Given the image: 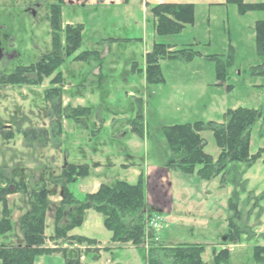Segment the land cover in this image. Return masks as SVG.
Wrapping results in <instances>:
<instances>
[{"label":"rangeland","instance_id":"rangeland-1","mask_svg":"<svg viewBox=\"0 0 264 264\" xmlns=\"http://www.w3.org/2000/svg\"><path fill=\"white\" fill-rule=\"evenodd\" d=\"M57 1L0 0V22L7 25L6 34L10 36L16 50L22 54L15 62L5 64V68H1L0 73H11L15 66L36 63L51 51L52 28L47 16L50 13V5ZM36 3L40 5L36 15L25 12L28 5ZM83 14L87 34L80 49H91L93 47L91 37L97 34L100 23L102 21L107 22V25L113 23L110 20L113 15L112 11L103 8ZM258 20H264V10L250 11L242 15L236 4L218 5L211 11L207 10L206 5L199 4L193 24L180 34L163 38L158 36L157 40L176 44V47L169 45L168 52L193 48L202 54L201 57L197 56L193 60L185 61L168 59L166 56L160 61L165 82L150 85L146 79V56L141 59L138 55L136 59L138 62H135L136 72L139 71L135 79L137 86L135 85L136 88L132 86L130 89L124 88L128 81V77L124 75L127 70L126 57H113L112 62L106 63V70L112 75L111 78H105V83L110 89L107 87L102 89L99 97L101 104L98 107L90 105L91 113L80 116L83 120L78 122L54 114L51 103L45 99L46 91L51 88H61L63 106L74 107L73 103L68 101L70 93L62 88V84L69 80L65 66L73 63L71 59H67L62 67L51 76L44 77L40 83L0 86V133L8 130L18 132V128L22 131L47 128L49 132L47 139L40 135L27 141L23 134L18 133L10 143H0V169L4 168L7 173L8 171L13 173L11 176L13 180L24 178L29 184L36 181L48 182L51 192L49 199L53 208L49 209L47 218L45 232L48 239L45 248L67 249L72 251L70 254L72 257L77 253L78 264H108L114 259L124 264H146L139 251L132 252L129 248L112 245L114 242L109 239L111 232L104 226L102 214L93 208L86 212L84 223L77 227L74 233L95 238L101 243L100 250L86 243H71L63 239L50 238L54 234V209L62 200L58 194H61L59 185L63 181L61 174L64 163L68 161L92 166L90 176L79 178L69 186L78 198H82L87 193L88 187L100 178L108 184H113L117 180L136 183L138 178L131 174V170L123 169L121 164L132 160L137 169L156 165L154 156L157 142L161 141L159 143L163 144L161 136L163 126L199 120L221 121L225 111L238 107L264 110V76L251 74L252 67L264 63V58L257 53L253 32ZM68 25L71 24L65 23V19L62 18V35ZM102 32L107 33L104 30ZM127 32L138 31L128 28ZM116 33L117 30L113 28L109 34ZM138 46L123 45L118 47V51L121 53L123 50V53H127L139 50L141 46ZM126 48L129 50H124ZM211 55L233 60L229 78L225 82L217 78L216 62L205 58ZM60 72L61 82L54 84L52 80ZM30 76L36 79V74ZM144 78L149 89L148 107L144 98H139L140 102H138L137 97H128L129 90L140 91ZM81 80V76L72 79L77 85ZM228 85L231 89L227 88ZM140 113L142 118L139 120V126L143 133L148 129L149 140L143 139L137 133L119 139L118 137L124 132L131 129L134 132L133 121ZM122 114L126 117L124 122L120 123L119 117ZM112 115H115V118ZM107 118L112 124L103 126L101 123ZM130 122H132L131 128H127ZM6 125L11 127L7 128ZM201 135L206 142V152L216 158L220 149L216 145L213 132L205 131ZM98 146L104 149L101 151L103 154L94 157L90 150ZM261 147H264V137L261 136V122H258L251 134V154H255ZM93 162L104 163L101 174L94 171ZM167 163L165 160L164 166L167 167ZM173 165L170 167H174ZM171 171L172 175L163 176L165 172L159 170L148 178L149 191L153 194L150 201L153 205L148 209L147 204V224L150 220L152 223L161 221L158 226L152 223L150 226L155 228L164 241L171 244L205 245L206 250L202 255L204 264H214L213 251L219 252L223 249L232 252L230 264H260L253 258V248L255 245L264 246V155L247 172V178L250 179L247 191L262 198L252 200L247 205L244 202L247 201L248 192L242 196L243 203L240 209L243 214L239 222L245 225L248 233L239 232L242 234V243L224 244L226 242L223 239L224 235L229 237L231 233L227 207L232 186L228 185V181L221 177L206 181L196 175H183L174 168ZM145 181L147 184V179ZM2 185H5V181L0 178V188ZM10 195L14 198L12 202L15 204L20 201L19 196L28 198L26 194L16 193L18 196L9 194L7 199ZM51 195L54 200H51ZM1 210L0 203V219ZM15 229L18 230L17 225ZM0 244H5L4 237L0 238ZM147 250L146 245L144 251ZM87 251L90 252L86 253ZM99 254L100 257L94 259Z\"/></svg>","mask_w":264,"mask_h":264},{"label":"trees","instance_id":"trees-1","mask_svg":"<svg viewBox=\"0 0 264 264\" xmlns=\"http://www.w3.org/2000/svg\"><path fill=\"white\" fill-rule=\"evenodd\" d=\"M61 1L52 5L49 17L52 28L51 51L36 63L20 65L12 73L0 75V86L40 83L44 77L51 76L53 72L62 67L67 59L85 63L98 61L99 51H80L83 41V25H68L64 28V34H61L63 30ZM227 3L236 4L242 15L250 11L264 10V3L252 4L246 3L245 0H227ZM151 10L156 17L155 31L161 36L180 34L186 25L195 22L194 4L165 3L155 5ZM254 33L257 53L264 58V20L255 23ZM168 48H170L168 44L157 43L152 51L147 53L146 79L148 84L158 85L164 82L160 61L166 56L168 59L185 61L202 56L193 48H183L171 52H168ZM205 58L216 62L217 78L221 82H225L229 78L233 60L223 59L218 55L205 56ZM31 74H36V79L31 77ZM251 74L264 76V63L252 67ZM61 79L60 72L52 82L57 84L61 82ZM227 88L231 89V86L228 85ZM45 99L51 103L54 114L59 117L65 116L78 122L83 120L80 116L91 113V107L63 106L61 88H51L46 91ZM141 118L140 113L133 121V125L134 132L143 136L139 126ZM258 122H261V136L264 137V110L262 108L228 109L224 113L221 123L199 120L193 123L163 126L161 128L163 144L159 141L156 145L157 159L167 160V166L175 164L174 168L182 174L196 175L206 181L221 177L228 181V185L232 186L227 207L231 233H229V237L225 235L223 237L226 245L242 243V234L239 232L248 234L245 225H241L239 222L243 214L240 205L243 203L242 196L248 192L249 180L246 178V174L264 155V147L259 148L255 154L250 152L252 130ZM57 126L59 127V124ZM17 130L18 132L2 131L0 143H10L18 133L23 134L27 141L40 135L47 139L49 135L47 128L24 131L18 128ZM205 131L213 132L216 145L220 149L216 158L205 150L206 142L201 135ZM91 168L92 166L89 164L65 161L61 174L63 181L60 183L62 200L54 209L55 229L51 239H63L66 242L89 245L97 244L94 239L69 235V232L82 226L86 212L93 208L102 214L104 226L111 232V241L119 244L131 243L138 248L146 264H204L202 255L206 250L205 245H172L162 240H156L155 230L148 229L146 178L143 172L134 184L123 180H117L113 184L102 183L96 192L86 193L82 198H78L69 186L79 178L88 177ZM11 176L13 173L11 174L9 171L7 173L4 168L0 169V178L5 181V185L0 188V203L2 204L0 238L14 229L13 212L9 207L7 196L16 193L26 194L29 199V209L18 218L23 243L20 246L0 244L1 264H34L37 256L55 252L62 253L66 257L67 264H78L79 254L77 253L75 257H72L70 255L72 251L67 249L50 250L45 248V242L48 239L45 232L46 216L51 208L49 199L51 192L48 182L36 181L29 184L24 178L15 181ZM261 198L262 196H256L249 191L247 201L244 203L249 205L252 200ZM232 231L235 232L232 233ZM146 244L148 245L147 252L144 251ZM213 252L214 264H230L231 252L228 249L219 252L214 250ZM253 256L257 263L264 264V246L255 245Z\"/></svg>","mask_w":264,"mask_h":264},{"label":"crops","instance_id":"crops-1","mask_svg":"<svg viewBox=\"0 0 264 264\" xmlns=\"http://www.w3.org/2000/svg\"><path fill=\"white\" fill-rule=\"evenodd\" d=\"M60 0H58L57 4ZM246 3H264V0H245ZM165 3H173V4H194L195 5V11L197 12V6L199 4H204L207 7V10L211 11V9L216 8L218 5L224 6L227 3V0H62V18L65 19V23L75 25V24H81L84 27L83 32V41L82 46L85 42L86 34H87V26L84 19V13H88L94 10H100V8H103L104 10H110L112 11V16L110 20L113 21V23H109L107 25V22H101L99 25V30L97 34H95L93 37H91L92 45L93 47L91 49H80V51H94L97 50L100 53V58L98 61H93L92 63H79L72 60L73 63L66 65L65 67L67 75L69 77V80L67 82L62 84V88L64 91L66 90L68 93H70L71 96L68 97V101L73 103L74 107L82 106V107H90V105L99 106L100 103V95L102 93V89L107 87L105 83V78H111L112 75L109 74V72L106 70V63L112 62L111 59L113 57H120L124 56L126 57V71L124 72V75L128 77V81L126 82L127 86L124 88H136L137 86V80L136 76L138 75L139 71L136 72L137 64L135 62H138L137 56L141 59H144L146 54L151 51L153 48V45L155 43H162L158 42L157 38L158 36L160 38L163 37H170L174 35H167V36H161L158 35L155 31V22L156 18L154 14L152 13V7L159 4H165ZM91 10V11H90ZM71 12V13H70ZM70 15V16H68ZM259 21V20H258ZM257 22V21H256ZM190 25H186L184 30ZM117 30L116 34H109L111 32V29ZM129 29H136L138 32H127ZM102 30L106 31L107 33H103ZM254 32V28H253ZM109 34V35H108ZM94 40V42H93ZM168 45H172L176 47V44L166 43ZM95 45V46H94ZM126 46L130 45L135 47L136 45L141 46L139 50L134 51H128L127 53H123V50H121V53L118 51L119 46ZM138 46V47H139ZM124 50H129V48H126ZM113 68V66H112ZM113 70V69H112ZM65 71V70H64ZM112 73V72H111ZM64 76V75H63ZM78 76H81V81L79 84L73 83L72 79H76ZM165 82V81H164ZM163 82V83H164ZM123 84V83H121ZM136 85V86H135ZM135 86V87H134ZM139 92L132 90L128 91V97L133 96L137 97V101L139 98H144L145 104H147V107L149 105V98L147 97L149 93L148 85L146 83V79H142V85ZM75 88V90H73ZM110 89L109 87H107ZM94 92L92 93V91ZM155 94V92L153 93ZM144 96V97H143ZM136 103L138 104V101ZM99 102V103H98ZM140 104V103H139ZM226 112V111H225ZM224 112V113H225ZM117 114V110H116ZM112 117L115 118V115H112ZM126 115L122 114L119 117L120 123L124 122V118ZM111 118V117H110ZM118 120V118L116 117ZM213 121V120H209ZM195 122V121H194ZM218 123H221V121H216ZM96 123V122H95ZM129 126L127 128H131L132 122H130ZM187 123H193V122H187ZM104 125H111L112 121H110L109 118L106 119V121L101 123ZM171 124L166 126H172L177 125ZM185 124V123H184ZM136 134L132 131V129L128 132H124L121 136H119V139H124L130 135ZM143 139L149 140L148 136V129L145 130L142 136ZM91 149V148H90ZM92 156L97 157L98 155H102L103 153L101 151H104L100 146L93 148ZM156 158V165L148 166L145 169H137L135 168V164L132 162V160H128L127 162L121 164V167L127 171L131 170V174L134 175L136 178L139 179L140 174L143 172L146 179H147V204L148 209H150V206H152L153 202L150 201V197L153 196L151 192L149 191V176L159 170H163L165 173L163 176L167 174L172 175V171L170 170L174 167H170L171 165H168L167 167L165 165V160H159L156 157V154L154 156ZM131 159V157H130ZM94 165V171L98 174H101V169L104 168V163L100 162H93ZM114 165V164H113ZM168 168V169H167ZM175 169V168H174ZM168 170V171H167ZM92 171V170H91ZM176 174V173H175ZM184 175V174H183ZM90 176V175H89ZM174 176V174H173ZM180 177V175H177ZM183 177V176H182ZM86 178V177H85ZM247 178V174H246ZM101 179V178H100ZM95 180L88 189L86 190L87 193H93L96 192L102 183L104 181L101 179ZM248 179V178H247ZM250 180V179H248ZM138 181V180H137ZM160 181V180H159ZM130 183V182H129ZM61 186V185H59ZM61 193V190L59 191ZM60 196V200L62 199V194H58ZM11 196V195H10ZM8 198L9 200V206L13 212V222L14 229L7 234V236H4V242L5 244H8L10 246H20L23 243V238L21 231L18 226V217L23 214L27 209H29V199L27 197H20V201L18 204L12 202V196ZM13 196H18L16 194H13ZM53 195H51V200H54L52 198ZM168 194H166V197ZM14 199V198H13ZM53 202V201H52ZM53 208V207H52ZM50 208V210H52ZM92 209V208H91ZM46 216V223L47 218L49 216V211ZM2 211V210H1ZM150 212L152 211L149 210ZM54 220V229H55V219ZM16 225L18 230H16ZM75 230V229H74ZM74 230L70 232V235L75 236H83L86 238L94 239L95 238L91 236H85V235H79L74 233ZM151 230V229H150ZM154 231V230H152ZM154 233L157 235L156 240H162L164 241L160 234L157 233L155 230ZM111 238V235L109 236V239ZM14 241V242H13ZM97 241V240H96ZM99 242V241H98ZM94 245L96 249L100 250V244L98 243ZM112 242V241H111ZM166 242V241H164ZM171 244L170 242H167ZM198 244V243H195ZM114 247H122V248H129L130 251H138V248H136L131 243L126 244H119V243H113ZM174 245V244H172ZM113 248V247H112ZM232 253V252H231ZM94 256V255H93ZM97 257L94 259H98L100 257L99 255H96ZM137 258V257H136ZM214 263V262H213ZM1 264V262H0ZM34 264H67L66 257L60 253L55 252L51 254H44L39 255L36 257ZM108 264H124L122 261L114 259L109 261Z\"/></svg>","mask_w":264,"mask_h":264},{"label":"flooded vegetation","instance_id":"flooded-vegetation-1","mask_svg":"<svg viewBox=\"0 0 264 264\" xmlns=\"http://www.w3.org/2000/svg\"><path fill=\"white\" fill-rule=\"evenodd\" d=\"M52 5L53 4L50 5V13L47 16L48 21H49L50 15H51ZM38 8L40 9V5L38 3L31 4V5H28L25 12L32 14V15H36L37 14L36 10H38ZM1 20H2V18H1ZM49 23H50V21H49ZM6 28H7V25L2 24V22H0V69L1 68L4 69L6 66L5 64L9 65L10 63L15 62V60H18L20 58V56L22 55L13 46L12 40L10 39V36L6 34ZM18 66H20V65H18ZM18 66H15V69ZM1 72H2V70H1ZM4 74H10V73H0V75H4ZM6 126H7V128L11 127V125H6Z\"/></svg>","mask_w":264,"mask_h":264},{"label":"built area","instance_id":"built-area-1","mask_svg":"<svg viewBox=\"0 0 264 264\" xmlns=\"http://www.w3.org/2000/svg\"><path fill=\"white\" fill-rule=\"evenodd\" d=\"M152 222H151V220L149 221V225L151 224ZM152 224H155L156 226H158V224H159V222L157 223V222H154V223H152ZM154 226V225H153Z\"/></svg>","mask_w":264,"mask_h":264}]
</instances>
